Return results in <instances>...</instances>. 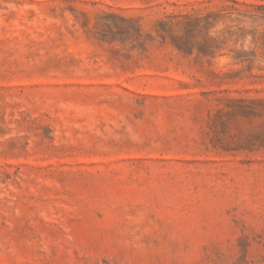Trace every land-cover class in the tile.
<instances>
[{
  "label": "rangeland",
  "instance_id": "374dc122",
  "mask_svg": "<svg viewBox=\"0 0 264 264\" xmlns=\"http://www.w3.org/2000/svg\"><path fill=\"white\" fill-rule=\"evenodd\" d=\"M0 264H264V0H0Z\"/></svg>",
  "mask_w": 264,
  "mask_h": 264
}]
</instances>
